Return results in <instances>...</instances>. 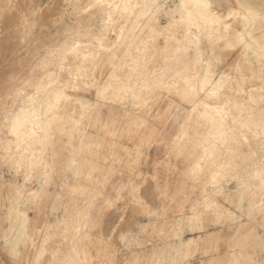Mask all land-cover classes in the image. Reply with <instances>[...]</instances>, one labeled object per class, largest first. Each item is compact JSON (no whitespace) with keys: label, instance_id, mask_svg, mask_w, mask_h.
<instances>
[{"label":"clouds","instance_id":"clouds-1","mask_svg":"<svg viewBox=\"0 0 264 264\" xmlns=\"http://www.w3.org/2000/svg\"><path fill=\"white\" fill-rule=\"evenodd\" d=\"M0 264H264V0H0Z\"/></svg>","mask_w":264,"mask_h":264}]
</instances>
